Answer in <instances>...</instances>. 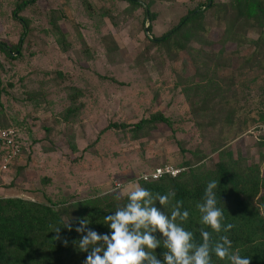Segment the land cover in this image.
Masks as SVG:
<instances>
[{
	"label": "rangeland",
	"instance_id": "obj_1",
	"mask_svg": "<svg viewBox=\"0 0 264 264\" xmlns=\"http://www.w3.org/2000/svg\"><path fill=\"white\" fill-rule=\"evenodd\" d=\"M20 1L0 0V39L10 47L21 37L12 18ZM140 1L150 3L153 22L124 0H36L17 12L29 30L15 60L0 53V114L19 125L25 149L14 168L0 169V196L46 203L123 195L142 173L180 163L181 141L185 157L193 151L210 162L214 149L228 147L259 162L264 45L251 42L258 34L223 44L214 10L201 23L207 36L187 50L147 52L145 26L162 36L205 0ZM68 108L75 110L65 120ZM157 112L171 127L132 132Z\"/></svg>",
	"mask_w": 264,
	"mask_h": 264
},
{
	"label": "trees",
	"instance_id": "obj_2",
	"mask_svg": "<svg viewBox=\"0 0 264 264\" xmlns=\"http://www.w3.org/2000/svg\"><path fill=\"white\" fill-rule=\"evenodd\" d=\"M35 1L21 0L15 4L12 18L21 27L19 42L10 47L0 39V53L8 59L15 60L14 53L20 55L22 37L26 36V31L29 30L28 22L18 17L17 12L33 5ZM124 1L134 8H143L144 15L148 18L145 20L154 21L153 14L149 13L150 3L143 4L140 0ZM214 10L218 24H224L223 44L228 41L242 44L245 40L241 36L249 30L258 34L257 41L251 42L264 45V0H228L220 4H215L213 0H205L162 36L152 37V28L148 26L149 35L144 34L145 50L149 52L157 49L169 55H178L187 50L193 40L207 36L209 30L201 23L206 14ZM144 32L146 33L145 28ZM60 42L64 43L63 35ZM76 97L77 93H74L70 97L71 101ZM74 110L68 108L64 113V119L68 120ZM159 124L171 127L169 119L157 112L133 125L132 132L152 130ZM18 126L0 114V128L16 131L20 154H23L25 139ZM116 126L127 125H110L111 128ZM185 143V141L179 143L181 162L173 165L183 168L181 173L175 177L166 175L156 180H143L140 176L136 184L139 183L154 194L166 195L174 192L175 196L171 198L167 210L170 212L177 201H182V211L189 212V218L182 226L194 233L197 242H202L201 230L210 232L215 242L219 236L210 227L201 224L196 205L202 202L207 184L212 180L217 181V201L218 207L224 211V224L233 225L230 231L221 232L219 235L228 236L232 242V251L239 250L242 257L251 258V264H264V168L261 169L264 163V137L261 136L256 144L263 150L257 163L249 161L247 153L238 151L235 153L228 147L214 149L216 159L210 162L204 154L193 151H189V157H185L183 156L187 153ZM2 154L3 151L0 150V159ZM18 159L14 160L11 168L17 165ZM165 165L167 164L162 166ZM154 169L156 168L149 172ZM115 197L116 193H109L79 200L61 202L48 200L44 203L20 197L0 196V264H85L88 253L78 247V241L81 239V234L75 231L79 226L78 221L87 218L89 228L100 234L110 235L112 230L103 223L104 218L114 215L117 207L128 202L127 193L121 195L119 200ZM156 207L167 214V210L158 201ZM67 224L71 225V231ZM57 229H60V239H56ZM154 235L161 241V247L155 250V255L161 264H164L163 254L166 251L162 246L164 237L158 231ZM65 239L67 245L64 243ZM212 264H230V261L222 260L213 254Z\"/></svg>",
	"mask_w": 264,
	"mask_h": 264
},
{
	"label": "clouds",
	"instance_id": "obj_3",
	"mask_svg": "<svg viewBox=\"0 0 264 264\" xmlns=\"http://www.w3.org/2000/svg\"><path fill=\"white\" fill-rule=\"evenodd\" d=\"M217 188V181H210L196 208L201 224L210 227L219 239L214 242L210 232L201 230L202 242H197L194 233L182 226L189 218V212L182 211L183 202L177 201L170 212L167 210L174 192L154 194L139 183L122 187L121 193H127L128 202L103 220L112 230L110 235L89 228L87 218L78 221L79 226L75 229L81 234L78 247L88 253L85 264H161L155 255V250L161 247V241L154 235L157 231L164 237V264H212L213 254L230 264H251V258L242 257L239 250L232 251L228 236L219 235L230 231L233 225L224 224V211L218 207ZM115 198L119 200L121 195L117 194ZM157 201L167 214L156 207ZM67 227L72 230L70 224ZM59 231H55L56 239H60ZM64 243L67 245L66 239Z\"/></svg>",
	"mask_w": 264,
	"mask_h": 264
},
{
	"label": "built area",
	"instance_id": "obj_4",
	"mask_svg": "<svg viewBox=\"0 0 264 264\" xmlns=\"http://www.w3.org/2000/svg\"><path fill=\"white\" fill-rule=\"evenodd\" d=\"M264 133V125L261 126ZM261 133V134H263ZM260 134V133H258ZM0 150L3 154L0 159V169L2 171L8 170L12 166V163L16 158L20 157V145L17 142V133L14 129H1L0 128ZM184 169L174 167L173 165L167 164L162 167H157L151 172L143 173L141 179L143 180H156L163 176L169 175L172 177L177 176Z\"/></svg>",
	"mask_w": 264,
	"mask_h": 264
},
{
	"label": "water",
	"instance_id": "obj_5",
	"mask_svg": "<svg viewBox=\"0 0 264 264\" xmlns=\"http://www.w3.org/2000/svg\"><path fill=\"white\" fill-rule=\"evenodd\" d=\"M146 12H147V9H146ZM147 19H148V18H147ZM147 27H148V26H145V31H146V33L148 34V32H147Z\"/></svg>",
	"mask_w": 264,
	"mask_h": 264
}]
</instances>
